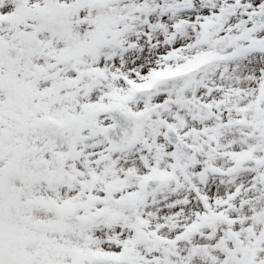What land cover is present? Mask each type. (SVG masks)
<instances>
[{"label": "snow or ice", "instance_id": "1", "mask_svg": "<svg viewBox=\"0 0 264 264\" xmlns=\"http://www.w3.org/2000/svg\"><path fill=\"white\" fill-rule=\"evenodd\" d=\"M0 264H264V0H0Z\"/></svg>", "mask_w": 264, "mask_h": 264}]
</instances>
